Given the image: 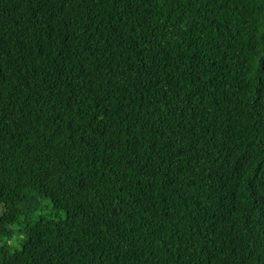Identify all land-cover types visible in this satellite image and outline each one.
<instances>
[{
	"label": "trees",
	"instance_id": "16d2710c",
	"mask_svg": "<svg viewBox=\"0 0 264 264\" xmlns=\"http://www.w3.org/2000/svg\"><path fill=\"white\" fill-rule=\"evenodd\" d=\"M0 264H264V0H0Z\"/></svg>",
	"mask_w": 264,
	"mask_h": 264
},
{
	"label": "clouds",
	"instance_id": "9594fccd",
	"mask_svg": "<svg viewBox=\"0 0 264 264\" xmlns=\"http://www.w3.org/2000/svg\"><path fill=\"white\" fill-rule=\"evenodd\" d=\"M13 244H15V240H13Z\"/></svg>",
	"mask_w": 264,
	"mask_h": 264
}]
</instances>
